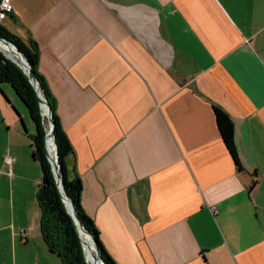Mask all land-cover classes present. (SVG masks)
<instances>
[{"label":"crops","instance_id":"obj_1","mask_svg":"<svg viewBox=\"0 0 264 264\" xmlns=\"http://www.w3.org/2000/svg\"><path fill=\"white\" fill-rule=\"evenodd\" d=\"M12 4L1 23L35 43L68 175L115 262L264 264V0ZM15 95L0 84V264H62L39 230L41 170Z\"/></svg>","mask_w":264,"mask_h":264},{"label":"trees","instance_id":"obj_2","mask_svg":"<svg viewBox=\"0 0 264 264\" xmlns=\"http://www.w3.org/2000/svg\"><path fill=\"white\" fill-rule=\"evenodd\" d=\"M0 35L15 43L25 54L31 71L38 82L41 94L47 100L54 119L53 140L56 145L57 158L63 175L64 187L71 198L77 217L95 237L100 256L104 264H117L107 252L98 237L97 228L92 219L85 213L80 204L81 181L77 174L68 175L67 156L73 153L72 145L63 129L55 109V98L43 76L36 69L37 53L34 42L25 44L17 35L9 31L0 21ZM8 83L26 106L29 117L34 123V131L29 134L34 157L38 160L41 170L40 181L36 190L39 205V230L47 248L55 253L62 264H88L81 240L73 219L67 211L57 187L50 162L47 159L44 135V119L40 112L38 95L33 88L29 75L22 68L0 51V84ZM217 128L227 149L229 150L237 169H242L235 141L234 125L229 115L220 107L213 106ZM91 244V242H90ZM92 247V244H91ZM93 249V248H92Z\"/></svg>","mask_w":264,"mask_h":264},{"label":"water","instance_id":"obj_3","mask_svg":"<svg viewBox=\"0 0 264 264\" xmlns=\"http://www.w3.org/2000/svg\"><path fill=\"white\" fill-rule=\"evenodd\" d=\"M0 40H2L3 42L12 45L16 51L23 57L24 59V64H20L19 62H17L15 59H13L12 57H10L9 55L5 54V56H7L8 58H10L12 61H14L15 63H17L22 70L29 75V80L33 86V88L35 89V91L37 92L38 95V100H39V106H40V112L41 115L44 119H46L47 121L44 122V127H45V135H44V146H45V152H46V156L48 161L50 162L51 165V170L52 173L54 175L57 187L61 193V197H62V201L67 209V211L69 212V214L71 215L73 222L77 228L80 240H81V245L85 254V250H84V245L82 242V238H81V234H80V229L82 231H84L89 238L91 239L92 245L94 247V250L96 252V257L97 259L101 262V264L103 263V260L100 256L99 253V249L97 247V243H96V239L95 237L89 232L88 229L85 228V226L83 225V223L81 222V220L77 217V213L75 210V206L71 200V198L69 197V195L67 194L65 187H64V182H63V175L61 173L60 170V165L58 162V158H57V150H56V145L54 143L53 140V126H54V119L52 117V110L47 102V100L45 99V97L41 94L39 87H38V82L36 80V78L33 75V72L31 71V65L27 59V57L25 56V54L19 49V47L13 43L11 40L6 39L5 37L0 35ZM2 53H4L2 50H0ZM51 137L52 143H53V148H52V152H50L48 146H47V136ZM54 157V159H52Z\"/></svg>","mask_w":264,"mask_h":264},{"label":"bare ground","instance_id":"obj_4","mask_svg":"<svg viewBox=\"0 0 264 264\" xmlns=\"http://www.w3.org/2000/svg\"><path fill=\"white\" fill-rule=\"evenodd\" d=\"M0 45L2 48L5 49V51H7V53H9L11 55H13L11 50L14 49L15 50V56L14 55L13 56L17 59V61L20 64H22V65L24 64L23 57L16 51V49L12 45L7 44V43L3 42L2 40H0ZM47 146H48L50 152L53 153L52 152L53 143H52L51 137L49 135L47 136ZM52 159H54V157ZM80 234H81V238L83 237L82 242L84 240L83 245H84V250H85V255H86L87 261H89L90 264H101V262L96 257V252L93 253L92 248H94V247L93 246L91 247L92 242H91V239L89 238V236L84 231H82L81 229H80ZM86 238H87V240H86ZM90 242H91V244H90Z\"/></svg>","mask_w":264,"mask_h":264},{"label":"built area","instance_id":"obj_5","mask_svg":"<svg viewBox=\"0 0 264 264\" xmlns=\"http://www.w3.org/2000/svg\"><path fill=\"white\" fill-rule=\"evenodd\" d=\"M12 9H13L12 0H0V21H2L6 17V15L12 11ZM0 50H2L4 53L6 52L5 49L1 47V45H0ZM7 55H9L10 57H12L17 61V59L13 55L9 53H7ZM4 161L10 168L13 162V156L10 155L9 153L5 154ZM213 211H215L214 208Z\"/></svg>","mask_w":264,"mask_h":264},{"label":"rangeland","instance_id":"obj_6","mask_svg":"<svg viewBox=\"0 0 264 264\" xmlns=\"http://www.w3.org/2000/svg\"><path fill=\"white\" fill-rule=\"evenodd\" d=\"M12 51V53H13V55L15 56V50L14 49H12L11 50ZM4 55L5 54H7V51L5 52V53H3ZM3 85L4 86H8V87H10V85L8 84V83H3ZM15 96H17V95H15ZM13 97V96H12ZM14 99V100H13ZM13 102L14 103H18V104H21L22 105V107H23V111H24V113H25V121H26V124L28 125L29 124V127H30V130L33 132L34 131V123H33V121L31 120V118L29 117V114H28V112H27V109H26V106L24 105V103L20 100V98L19 97H13ZM47 121V120H46ZM86 240H87V238H86ZM85 259H86V257H85ZM86 261H87V259H86ZM88 262V261H87ZM88 264H90L89 262H88Z\"/></svg>","mask_w":264,"mask_h":264}]
</instances>
